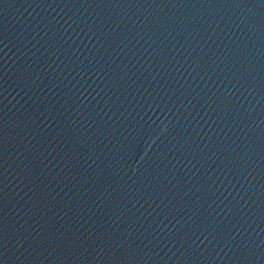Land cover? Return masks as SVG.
<instances>
[{
  "label": "water",
  "instance_id": "obj_1",
  "mask_svg": "<svg viewBox=\"0 0 264 264\" xmlns=\"http://www.w3.org/2000/svg\"><path fill=\"white\" fill-rule=\"evenodd\" d=\"M0 264H264V0H0Z\"/></svg>",
  "mask_w": 264,
  "mask_h": 264
}]
</instances>
